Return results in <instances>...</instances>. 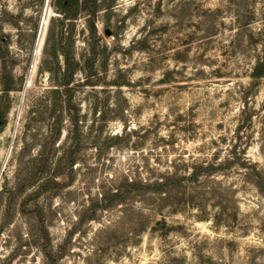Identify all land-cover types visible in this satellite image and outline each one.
<instances>
[{
    "label": "rangeland",
    "instance_id": "obj_1",
    "mask_svg": "<svg viewBox=\"0 0 264 264\" xmlns=\"http://www.w3.org/2000/svg\"><path fill=\"white\" fill-rule=\"evenodd\" d=\"M55 1L0 0V264H264V0Z\"/></svg>",
    "mask_w": 264,
    "mask_h": 264
},
{
    "label": "trees",
    "instance_id": "obj_2",
    "mask_svg": "<svg viewBox=\"0 0 264 264\" xmlns=\"http://www.w3.org/2000/svg\"><path fill=\"white\" fill-rule=\"evenodd\" d=\"M55 5L61 10V12L65 13V16L67 18L74 17V15H76V13L78 12V9L81 6L79 0H56ZM90 13L94 15L96 11L92 10V12ZM89 28L93 34L97 33V26L93 19H92L91 24L89 25ZM53 55L54 57H57V53L54 52ZM48 70L51 73L55 74L58 85L64 86L63 92H64V95H66L65 96L66 98L64 101L68 102V106H67L68 110L73 111V113L71 114V119L73 123L77 126L79 123L78 109L76 107H72L71 105L73 94L71 91V87L69 86L75 74V64H74L73 58L71 57V54L68 52H65V68L63 70H61L60 68V71L59 70L57 71L53 67H49ZM263 75H264V57H260L254 66L252 76L260 77ZM55 89L56 90H53V92L55 93L58 92V94H60L61 91L59 87ZM71 162H74V160H72ZM165 180H167V178ZM161 184L163 186H166L167 182L164 181V182H161Z\"/></svg>",
    "mask_w": 264,
    "mask_h": 264
}]
</instances>
